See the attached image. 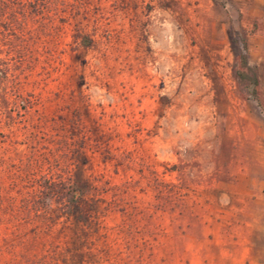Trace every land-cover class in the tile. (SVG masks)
Segmentation results:
<instances>
[{"label": "rangeland", "instance_id": "374dc122", "mask_svg": "<svg viewBox=\"0 0 264 264\" xmlns=\"http://www.w3.org/2000/svg\"><path fill=\"white\" fill-rule=\"evenodd\" d=\"M77 174L78 264H264V0H0V264H62Z\"/></svg>", "mask_w": 264, "mask_h": 264}, {"label": "trees", "instance_id": "16d2710c", "mask_svg": "<svg viewBox=\"0 0 264 264\" xmlns=\"http://www.w3.org/2000/svg\"><path fill=\"white\" fill-rule=\"evenodd\" d=\"M86 46L91 44L89 38L83 40ZM237 76L240 84L248 90H251L256 95V88L259 85L258 75L256 70L250 66L248 58L245 56L241 60V67L237 70ZM41 198L34 200L32 205L36 202L43 211L34 212V216L43 217L47 221L45 227L48 231L51 229V222L56 223L62 220L63 223L58 230V235L64 238V247H61L59 252L62 264H78L83 262V254L80 249L84 245L80 234L89 236V229L94 228L98 231L99 225V201L88 198L91 192V184L89 180L80 176L72 178L69 182H55L44 180L42 183ZM32 199V198H31ZM39 200V201H38ZM54 201L60 203L59 212L52 209ZM28 205L29 202H26ZM30 210V207H29ZM54 212V213H53Z\"/></svg>", "mask_w": 264, "mask_h": 264}]
</instances>
